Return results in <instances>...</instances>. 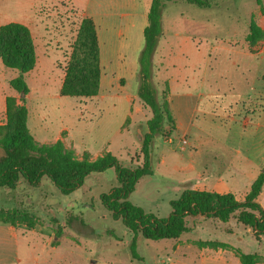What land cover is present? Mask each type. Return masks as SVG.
Masks as SVG:
<instances>
[{
	"label": "rangeland",
	"instance_id": "1",
	"mask_svg": "<svg viewBox=\"0 0 264 264\" xmlns=\"http://www.w3.org/2000/svg\"><path fill=\"white\" fill-rule=\"evenodd\" d=\"M148 2L142 0V5L149 6ZM211 2V8L168 3L162 10L164 35L152 62V81L160 103L166 85L171 87V99L169 87L166 100L174 123L165 122L166 130H171L169 137L154 138L152 174L143 177L145 184L130 196L134 204L159 217L170 214V201L185 189L201 187L189 168L199 143L203 152L197 160L212 161V175L219 174L231 160H240L239 152L257 148L251 135L254 125L248 136L240 134L245 132L249 116L264 118V37L248 38L251 23L264 32V0L262 7L257 0ZM111 12L114 23L105 30L117 49L109 67L116 74L106 77L110 92L100 96L99 91L92 98L60 95L64 66L86 16L72 0H0V27L21 23L34 41L37 62L26 76L28 127L34 138L45 143L61 140L80 159L90 156L82 152L83 145L91 154L111 148L123 165L137 166L143 161L142 139L132 130L117 131L121 114L105 129L97 127L98 100L117 96L122 100L135 94L133 70L138 68L144 46L141 25L145 16L139 15L133 28L125 23L127 8ZM17 75L0 57V125L10 127L5 101L9 96L19 97L10 86ZM183 91L190 97L182 98ZM70 132L75 135L77 151L68 143ZM260 132H264V122ZM185 165L188 168L182 174L177 166ZM248 180V176H239L227 188L242 200ZM84 182L68 195L46 177L35 187L25 181L15 189L0 187V216L7 215L6 220L17 228V235H12L0 223V264H221L203 261L201 251L214 257L236 256L229 248L204 246L207 242L254 253L256 264H264V234L256 235L238 222V213L228 222L191 218L188 232L175 240H149L140 235L136 240L140 259L134 258L130 249L133 234L100 201L101 194L117 185L114 170L91 174ZM217 182L224 184L223 180ZM163 183L164 194L159 190ZM258 202L264 208V187Z\"/></svg>",
	"mask_w": 264,
	"mask_h": 264
},
{
	"label": "trees",
	"instance_id": "2",
	"mask_svg": "<svg viewBox=\"0 0 264 264\" xmlns=\"http://www.w3.org/2000/svg\"><path fill=\"white\" fill-rule=\"evenodd\" d=\"M179 2L200 8L212 7L211 0H151L143 32L144 46L138 59L140 81L137 94L151 109L152 117L147 122L148 131L140 151L143 161L137 166L123 165L111 152H105L95 159H91V156L80 159L61 140L42 143L34 138L28 127L29 111L26 106L30 92L26 76L37 62L34 41L29 29L21 23L12 22L0 27V57L6 67L18 71V75L10 81V86L19 95L18 98L9 96L6 99L10 127L0 125V187L15 189L20 181L35 187L46 177L62 194L68 195L80 188L89 175L114 169L117 185L101 194L100 201L112 217L120 219L133 234L130 249L137 259L140 257L136 252V240L140 235L149 240L179 239L188 232V221L198 216L228 222L238 213V222L251 228L256 235L264 234V208L258 202L264 187V172L252 182L242 200L231 192L185 189L178 198L170 201L171 211L167 217L146 212L130 200L139 180L152 174L151 150L154 138L158 135L169 137L171 130H166L165 122L174 123L166 100L168 85L162 103L158 101V92L152 81V57L162 34V10L168 3ZM257 4L262 7V0H257ZM260 37H264V32L251 23L249 40ZM71 49L64 66L60 95L83 98L97 96L102 70L97 27L92 18H82ZM5 216L4 219L3 215L0 216V222L13 225ZM203 245L212 249H232L240 264L257 262L254 253H243L224 243L207 242Z\"/></svg>",
	"mask_w": 264,
	"mask_h": 264
},
{
	"label": "crops",
	"instance_id": "3",
	"mask_svg": "<svg viewBox=\"0 0 264 264\" xmlns=\"http://www.w3.org/2000/svg\"><path fill=\"white\" fill-rule=\"evenodd\" d=\"M149 1L150 2H148V4L151 3V0ZM72 3L76 7H78L81 11H83L84 15L92 18L96 24L99 45H100V64L102 70V76L100 82V96L101 94L102 96H105L106 95L105 92L107 94L110 92L108 89H106L107 88L106 77L109 75L116 74V72L113 74L110 73L109 67L112 62L110 61V59L113 58L115 51L117 49L116 46L111 41L110 38L111 34H107L105 30L106 28L112 27L114 23V21H112L111 11H113V9L116 10L118 8L121 9L127 8L129 10V13L125 14V16L128 17L127 19L128 22L126 21L125 23L127 25L128 23H130L129 26L133 28L137 26L136 20L139 19V15L145 16V21L141 25V32L143 33L144 28L147 25V13L150 4L149 6L147 5L146 7L148 8H146L144 7V5H142V0H72ZM129 18L131 19L129 20ZM163 35L164 33L162 30V34L158 40V44L156 46L155 52L152 57V62H154L156 59L155 55L157 53V49L159 48ZM121 56L122 55H120V58L124 60L125 57H121ZM123 68H128V66ZM154 69L155 68L153 67V70ZM133 71L135 72L134 75L132 76V78H134V82L136 85L135 94L134 95L128 94L126 98L122 100L119 99V96L110 99L98 100L96 105V107L99 108V110L97 111L98 113L97 127H102V129H105L106 127H108V125L110 126L116 115L119 116V114H121L122 117L116 120L117 131L123 133V132H130L132 130L134 133L135 132L138 133L139 137L142 139L143 142L144 135L148 131L147 122L152 117V111L148 106H146L143 103V101L139 98L137 94V89L140 81L139 65L138 68L134 69ZM118 73L117 74L119 76H124L122 73L120 72ZM171 94L172 93L170 87V99H171ZM181 97L187 98L190 97V94L187 93L186 91H183V95ZM178 102L180 104L184 103L181 98H179ZM173 106H174L173 103L170 101V107L172 109ZM254 116L255 115H252L247 118L248 123L246 127H244L245 132L244 131L241 132L240 136L242 137H244L245 135L248 136L250 133H247V131L252 129L254 125V128L252 130L253 133L251 135H253L256 138V143L254 145V147H257L256 151L252 149H247L244 152L243 151L239 152L238 156L241 157L240 160H231V162L227 164L225 168L220 169L219 174L212 175L211 172L213 170L211 168L213 166L212 161L209 162L201 161L200 158H198L197 160L196 156L200 155L203 152L202 150L203 148L199 143L198 149H196L193 152L192 167L189 168H191V172L197 178L196 181L199 183V185H201V187L195 186L192 189L213 191L219 193H228V192L233 193L231 190L227 188L228 184H231V182H233L232 180L237 179L239 176H248L249 179L247 181L248 184L247 186H245L246 188L245 190L242 191V194L243 196H245L249 192L252 182L256 179V177L260 174V171L264 168V132H260L261 127H263L264 118H260L259 116H257L255 120ZM252 131H248V132H252ZM69 134H70V138H68V143L71 144L72 148L77 151L74 142L75 135L73 134V132H70ZM83 146L84 147L82 148V152H87L91 156V159H95L98 156H101L105 152H111L113 154L111 148H107L106 150H101V152L91 154L87 146L85 145ZM188 165L182 167L177 166V169H179L180 172L184 174L187 171ZM110 170H114V169H110ZM105 173L106 171L97 174L103 175ZM115 177H116V173H115ZM218 180L220 181L223 180L224 184H222V182H217ZM145 181L146 180L143 177L139 180L136 189L134 190V193L141 187V184L143 182H144L143 184H145ZM83 185H85V182ZM159 190L160 191L162 190V193L164 194V183L159 187ZM3 224L8 226L6 229L7 232L9 231L12 235H17V228L14 225L6 224V223ZM236 257L237 256L214 257V254L212 255L209 252L206 253L204 250L201 251V256H200V258H202L203 261L208 260L214 263L220 262L221 264H240V260L238 257H237L238 261L234 259Z\"/></svg>",
	"mask_w": 264,
	"mask_h": 264
},
{
	"label": "built area",
	"instance_id": "4",
	"mask_svg": "<svg viewBox=\"0 0 264 264\" xmlns=\"http://www.w3.org/2000/svg\"><path fill=\"white\" fill-rule=\"evenodd\" d=\"M186 142V141H185Z\"/></svg>",
	"mask_w": 264,
	"mask_h": 264
}]
</instances>
